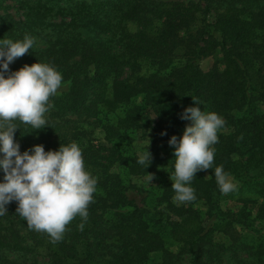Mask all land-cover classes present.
<instances>
[{
  "label": "trees",
  "instance_id": "16d2710c",
  "mask_svg": "<svg viewBox=\"0 0 264 264\" xmlns=\"http://www.w3.org/2000/svg\"><path fill=\"white\" fill-rule=\"evenodd\" d=\"M10 1L19 17L8 11ZM257 2L256 9L243 0H0V40L35 38L33 48L10 64V70L40 61L62 74L61 87L49 100L53 107L45 114V128L12 121L21 153L40 144L46 152L58 151L61 144L85 140L86 146H80L85 169L97 178L87 220L77 215L56 243L48 233L29 229L16 213L18 201L8 204L0 215V264H38L12 256L39 246L52 252V264H147L153 251L169 255L126 195L119 170L103 163L100 154L103 149H122L124 138L129 146V134L144 125L143 111L131 104L137 95L159 121L180 128L178 139L191 123L181 114L196 104L193 98L200 108L220 116L241 114L231 132L217 134L213 165L207 169L210 178L196 173L191 181L194 201L209 200L211 191L220 189L214 175L218 166L236 177L255 169L264 174V115L255 110L257 102H264V0ZM131 21L136 31H127ZM39 40L44 42L41 47ZM217 51L221 57L216 64L223 67L203 71L201 59ZM143 64L147 72L140 74ZM88 117L94 120L85 121ZM138 160L131 156L123 163L127 172H150L161 157L154 153L149 167ZM170 185H164L166 200L172 194ZM169 206L185 215L172 223L170 233L189 253V264H224L218 248L222 243L212 241L215 232L230 244L242 239L232 220L206 227V218L192 207ZM257 218L264 220V203Z\"/></svg>",
  "mask_w": 264,
  "mask_h": 264
},
{
  "label": "clouds",
  "instance_id": "9594fccd",
  "mask_svg": "<svg viewBox=\"0 0 264 264\" xmlns=\"http://www.w3.org/2000/svg\"><path fill=\"white\" fill-rule=\"evenodd\" d=\"M34 42L35 38L29 35L22 41L0 40V168L4 172L0 215L7 212L8 204L18 201L16 213L26 220L29 229L48 233L56 243L77 215L87 220L97 178L86 171L82 150L75 142L61 144L58 151L46 152L40 144L21 153L20 144L14 140L18 127L12 121L19 119L36 130L47 126L45 114L53 107L50 97L57 94L62 84V74L49 63L39 61L25 64L18 71L10 70V64L28 53ZM193 100L197 106H190L181 114V119L191 123L182 138L173 135L169 140L170 146L175 147V171L170 179L173 199L178 203L196 199L191 181L198 171L212 168L213 145L218 143V130L225 125L220 115L202 111L200 101ZM151 162L149 150L138 160L148 167ZM214 175L223 194L236 190L237 185L222 165L215 168ZM79 228L83 230L84 224Z\"/></svg>",
  "mask_w": 264,
  "mask_h": 264
},
{
  "label": "rangeland",
  "instance_id": "374dc122",
  "mask_svg": "<svg viewBox=\"0 0 264 264\" xmlns=\"http://www.w3.org/2000/svg\"><path fill=\"white\" fill-rule=\"evenodd\" d=\"M251 7L257 9V0H243ZM11 5L8 11L15 17H19L15 12L16 4L10 1ZM58 21V20H55ZM126 29L129 32L136 31L138 26L136 22H127ZM37 46H42L44 42L38 41ZM117 45V44H116ZM221 54L217 51L214 55L205 57L200 61V67L203 71H208L212 67L217 66L222 68V64L216 62L220 59ZM146 66L143 64L139 69V73H146ZM150 72V69H148ZM264 73V66H263ZM7 78V77H6ZM131 104L138 105L143 111L144 125L134 132L129 134L132 141L129 146L126 144V139L123 141L125 146L122 149L112 150L103 149L100 154L103 155L102 161L111 165V169L120 172L122 177L125 192L128 198L139 208L143 219L148 223L149 231L158 234L164 243V248L168 251L169 255L162 254V251H153L149 254L147 264H159L165 261L166 264H189V253L179 241L174 240L171 235L172 223L180 222L184 216H179L176 208L169 206V203L177 206L192 207L196 210L201 218L205 217L206 221L203 223L206 227L210 225H220V220H232L233 224L242 233L240 243L230 244L228 240L220 233H214L212 241H219V252L224 264H264V258L260 252L264 253V220L257 218L258 209L260 204L264 203V174L255 169L250 170L248 174H243L241 177L229 175V178L237 185L235 191L229 194H223L221 190H212L210 199L199 201L178 203L174 202L175 192L171 188L172 180L170 174H174L175 166V147L170 146L169 140L173 135L177 136V131L180 129L176 125H169L165 121H159L156 115L151 111L150 106L143 103L142 95H137L132 98ZM196 107V104H192ZM202 111L210 112L208 108L202 107ZM256 113L264 115V102L256 103ZM110 115V118H112ZM241 114L238 111H232L228 116H221L225 125L218 133H229L232 131V123L235 118ZM83 117V116H82ZM100 117V116H99ZM109 118V117H108ZM18 120V119H17ZM93 117H88L85 121L92 122ZM170 122V120H169ZM85 127L87 123H83ZM162 135V133H165ZM217 133V134H218ZM103 133H98L101 136ZM85 140L77 143L80 147H85ZM249 145H244L241 150L245 151ZM149 150L152 155L158 153L161 160L156 164L155 168L150 172L131 174L127 172V168L123 163L135 156L138 159L145 151ZM197 173L203 174L206 179L210 178L207 170L198 171ZM153 177H152V175ZM249 180V181H248ZM0 182H3L0 180ZM171 184L170 188L172 194L169 199H165L164 185ZM241 211H243L241 213ZM24 233V229H23ZM258 246V244H260ZM164 256H166L164 258ZM262 257V258H261ZM12 259L19 262H32L36 261L38 264H52L54 256L52 252L44 246L33 248L30 253L24 256L13 255Z\"/></svg>",
  "mask_w": 264,
  "mask_h": 264
}]
</instances>
